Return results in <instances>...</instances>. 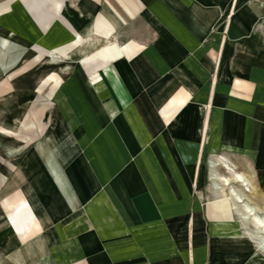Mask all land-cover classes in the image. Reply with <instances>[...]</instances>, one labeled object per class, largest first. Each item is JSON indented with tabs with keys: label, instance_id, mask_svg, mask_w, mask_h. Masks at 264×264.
Returning a JSON list of instances; mask_svg holds the SVG:
<instances>
[{
	"label": "crops",
	"instance_id": "obj_1",
	"mask_svg": "<svg viewBox=\"0 0 264 264\" xmlns=\"http://www.w3.org/2000/svg\"><path fill=\"white\" fill-rule=\"evenodd\" d=\"M23 1L3 33L47 43L57 68L32 85L51 108L29 212L0 229L44 226L45 264H176L183 249L187 264H247L211 160L264 197V0Z\"/></svg>",
	"mask_w": 264,
	"mask_h": 264
},
{
	"label": "rangeland",
	"instance_id": "obj_2",
	"mask_svg": "<svg viewBox=\"0 0 264 264\" xmlns=\"http://www.w3.org/2000/svg\"><path fill=\"white\" fill-rule=\"evenodd\" d=\"M19 3V0H0V66L7 65V76H0L3 78L0 79V226L7 223L4 222L5 215L12 214L16 206L29 212L30 206L26 200L30 187L29 153L46 136L49 121L46 110L51 108V99L45 96L33 98L32 85L45 71L57 68L42 64L49 56L45 55L49 50L47 43L42 41V46L35 44L30 48L31 42L23 36L3 33V26H15L17 19L13 12L16 13V5ZM6 19L10 23L3 25L1 22ZM74 48L73 45L66 51ZM78 52H72L73 62L77 60ZM250 197L252 202L264 210L261 190L256 188ZM237 218L232 236L240 239L246 236L249 246L247 264H264V251L259 248L261 235L252 223L244 224L240 216L232 217L231 221ZM8 220L14 230L9 225L0 230V264H45L49 258L47 252L51 248H48L50 239L47 238L44 226L35 221L28 228V236L22 239L13 220ZM177 252L176 264H187V250Z\"/></svg>",
	"mask_w": 264,
	"mask_h": 264
},
{
	"label": "bare ground",
	"instance_id": "obj_3",
	"mask_svg": "<svg viewBox=\"0 0 264 264\" xmlns=\"http://www.w3.org/2000/svg\"><path fill=\"white\" fill-rule=\"evenodd\" d=\"M68 53L69 52L65 51H52L50 52V61L58 62ZM1 74H4V69L0 66V76ZM219 164H223V166L226 168L227 172L225 174L218 172L216 167ZM211 167V177L214 181V187L216 189H221L223 194L231 200V206L234 212L236 213L237 217L240 216L243 219L244 224L245 222L253 224L256 232L262 237L260 247H258L264 251V211H261L260 208L254 202H252L249 197V193H252L254 189L251 180H249L248 176L243 172L233 170V166L229 163L228 159L222 155L212 158ZM237 182L241 183L243 190L238 187L239 184H237ZM225 186H228L227 192L224 191Z\"/></svg>",
	"mask_w": 264,
	"mask_h": 264
},
{
	"label": "built area",
	"instance_id": "obj_4",
	"mask_svg": "<svg viewBox=\"0 0 264 264\" xmlns=\"http://www.w3.org/2000/svg\"><path fill=\"white\" fill-rule=\"evenodd\" d=\"M227 24H228V21H227Z\"/></svg>",
	"mask_w": 264,
	"mask_h": 264
}]
</instances>
